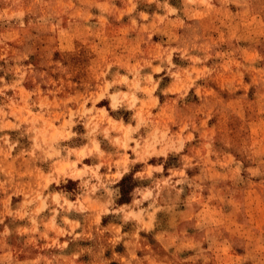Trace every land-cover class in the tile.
I'll use <instances>...</instances> for the list:
<instances>
[{
  "label": "rangeland",
  "instance_id": "obj_1",
  "mask_svg": "<svg viewBox=\"0 0 264 264\" xmlns=\"http://www.w3.org/2000/svg\"><path fill=\"white\" fill-rule=\"evenodd\" d=\"M0 264H264V0H0Z\"/></svg>",
  "mask_w": 264,
  "mask_h": 264
}]
</instances>
